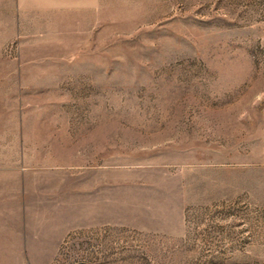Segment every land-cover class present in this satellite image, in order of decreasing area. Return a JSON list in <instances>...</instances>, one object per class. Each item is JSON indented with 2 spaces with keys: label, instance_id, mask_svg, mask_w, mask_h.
Returning <instances> with one entry per match:
<instances>
[{
  "label": "rangeland",
  "instance_id": "rangeland-1",
  "mask_svg": "<svg viewBox=\"0 0 264 264\" xmlns=\"http://www.w3.org/2000/svg\"><path fill=\"white\" fill-rule=\"evenodd\" d=\"M15 141L61 264H264V0H0Z\"/></svg>",
  "mask_w": 264,
  "mask_h": 264
},
{
  "label": "crops",
  "instance_id": "crops-1",
  "mask_svg": "<svg viewBox=\"0 0 264 264\" xmlns=\"http://www.w3.org/2000/svg\"><path fill=\"white\" fill-rule=\"evenodd\" d=\"M14 148L15 154L6 158L0 152V264H61L75 222L61 220L58 204L29 207L28 173L22 169L27 155L21 142L15 141Z\"/></svg>",
  "mask_w": 264,
  "mask_h": 264
},
{
  "label": "water",
  "instance_id": "water-1",
  "mask_svg": "<svg viewBox=\"0 0 264 264\" xmlns=\"http://www.w3.org/2000/svg\"><path fill=\"white\" fill-rule=\"evenodd\" d=\"M85 263L89 264L88 262H85Z\"/></svg>",
  "mask_w": 264,
  "mask_h": 264
}]
</instances>
